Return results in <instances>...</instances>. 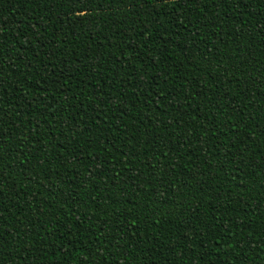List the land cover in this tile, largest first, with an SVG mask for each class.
Instances as JSON below:
<instances>
[{"label": "trees", "instance_id": "1", "mask_svg": "<svg viewBox=\"0 0 264 264\" xmlns=\"http://www.w3.org/2000/svg\"><path fill=\"white\" fill-rule=\"evenodd\" d=\"M0 264H264V0H0Z\"/></svg>", "mask_w": 264, "mask_h": 264}]
</instances>
